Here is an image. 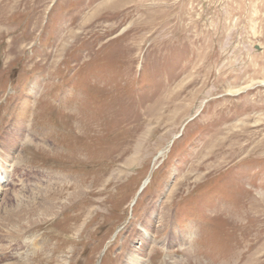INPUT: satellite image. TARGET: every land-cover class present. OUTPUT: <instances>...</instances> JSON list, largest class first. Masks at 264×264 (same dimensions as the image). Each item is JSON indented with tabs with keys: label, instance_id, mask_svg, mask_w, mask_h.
Listing matches in <instances>:
<instances>
[{
	"label": "rangeland",
	"instance_id": "rangeland-1",
	"mask_svg": "<svg viewBox=\"0 0 264 264\" xmlns=\"http://www.w3.org/2000/svg\"><path fill=\"white\" fill-rule=\"evenodd\" d=\"M0 166V264H264V0H0Z\"/></svg>",
	"mask_w": 264,
	"mask_h": 264
},
{
	"label": "bare ground",
	"instance_id": "bare-ground-1",
	"mask_svg": "<svg viewBox=\"0 0 264 264\" xmlns=\"http://www.w3.org/2000/svg\"><path fill=\"white\" fill-rule=\"evenodd\" d=\"M16 130H19V129L16 128ZM0 168H3V167L0 166ZM1 171H0V174H1ZM2 174H1V176H3ZM46 179L48 180L49 177L46 176ZM0 185H1V179H0ZM0 188H1V186H0ZM62 190L63 191H59V192H57V194H54V195H58V196H56V199H58V198L61 199L65 195L64 192H65L66 189L65 190L62 189ZM75 192H76L75 195H74L75 197H80L83 194V191L82 190H78V191H75ZM52 194H53V192H52ZM45 201H51V202H53L52 205H56V203L54 201V197H51L49 194H46V192H45V194L43 195V200L41 202L27 204L24 207V210L22 209L23 211L20 209L21 211L18 210V211H15V212H6V215L0 218L2 220L1 222H3V223L10 222V224L13 225V223L16 222V219H18V221L20 222V224L17 225V226H13L11 233H12V235H14V237L19 236L17 234H20V233L26 231L25 227L29 229V228L32 227V224L33 223L36 225V224L43 223L44 221H46V215L44 213H38V209L41 208V207H43V206H45ZM60 203H63V202H60ZM64 206H67V205L64 203ZM63 209H65V207H59L56 210H63ZM147 209H150V208H147ZM50 214H52V213H50ZM158 215H159V217H160L161 220L166 221L167 223H170V214L169 213L166 214L165 211L163 212V210L160 212L158 207L153 206L152 207V215H151L150 219L154 220V216L155 217L156 216L158 217ZM20 216H23L22 219H20L21 218ZM41 217H43V218H41ZM14 218H16V219H14ZM175 221H176V219H175ZM166 226H168V224H166ZM143 228L146 229V230L151 231V229L148 226H144L143 225ZM22 229H25V230H22ZM133 236L134 235H131V237H133ZM4 238H7V240H9L8 237H6V236H4ZM145 238H146L145 239L146 242L144 243V246L146 248L142 250L143 252L141 251L137 255L134 254V253H131L130 254V257H129V260H128V264H144L145 254L147 252V249H148V247H150L151 244L154 243L153 240L155 239V237L154 236H151V235H145ZM170 238L171 237H168V239L165 241L167 243L166 246H167L168 249H173L175 247H179V246L183 247V246H185L186 243L191 239V236L190 237L188 235H184L182 237L180 236V238L178 239V241L175 240V239H170ZM33 240L34 241L31 242V245L27 244V246L28 247H31L32 246V247L35 248V250H37L40 247V243L37 241L36 238H34ZM131 240H129L128 243H130ZM12 241L13 242L20 243V240L19 241L12 240ZM13 242H10L11 246L10 247H6V250H12V249L14 250V249L19 248V247L12 248V247H14ZM20 244H23V243H20ZM163 245H165V244L163 243ZM30 258L31 257H29V259H21V260H18L16 264H30V261H31Z\"/></svg>",
	"mask_w": 264,
	"mask_h": 264
},
{
	"label": "water",
	"instance_id": "water-1",
	"mask_svg": "<svg viewBox=\"0 0 264 264\" xmlns=\"http://www.w3.org/2000/svg\"><path fill=\"white\" fill-rule=\"evenodd\" d=\"M144 189V185L142 186V188H141V190L140 191H142Z\"/></svg>",
	"mask_w": 264,
	"mask_h": 264
}]
</instances>
